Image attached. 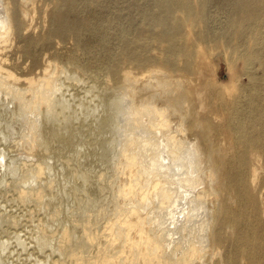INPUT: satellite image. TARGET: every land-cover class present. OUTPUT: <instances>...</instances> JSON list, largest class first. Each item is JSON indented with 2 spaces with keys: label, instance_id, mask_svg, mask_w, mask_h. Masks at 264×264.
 <instances>
[{
  "label": "bare ground",
  "instance_id": "6f19581e",
  "mask_svg": "<svg viewBox=\"0 0 264 264\" xmlns=\"http://www.w3.org/2000/svg\"><path fill=\"white\" fill-rule=\"evenodd\" d=\"M216 1L228 17L219 27ZM123 2L118 56L104 75L85 69L90 87L109 84L114 63L140 71L126 67L115 90L98 89L102 107L84 127L77 120L89 113L78 117L49 65L34 76L10 62L8 48L29 36L34 0H0V264H264V0ZM64 16L52 20L55 35L83 30ZM209 43L241 59L250 79L212 89L213 102ZM18 122L26 127L16 132ZM119 128L128 133L113 164L114 212L80 210L95 182L84 173L78 184V137L89 133L87 155L104 160L112 145L100 133Z\"/></svg>",
  "mask_w": 264,
  "mask_h": 264
},
{
  "label": "rangeland",
  "instance_id": "374dc122",
  "mask_svg": "<svg viewBox=\"0 0 264 264\" xmlns=\"http://www.w3.org/2000/svg\"><path fill=\"white\" fill-rule=\"evenodd\" d=\"M101 1L104 3H102ZM115 5H116V10L114 8ZM124 5H125V2H123V0H34V10L35 11L33 10L34 12L32 13V19H31L32 28L30 29L31 31L29 30L30 32L28 31V35H29L28 38H25L22 42L18 44H16L15 42L14 45L9 47L7 51L9 58H11L10 62L12 61V63L15 62L14 64H18V66L20 67L19 70L25 69L26 71L32 72L31 75L37 76L38 74L42 72V70L45 68L46 65H49V73L51 75L54 74L56 77L54 79L55 84H57L59 87L61 86V89L58 90V92L62 93L64 92L62 90H65V92L67 93L65 95L67 97L69 96L68 98L71 99L70 101L73 105V108L75 110L78 109L77 111H80L77 113L78 115L83 113L82 116H84L85 112H87V114L89 113L90 116L92 115L91 117H89V114H88V117L85 118L87 116V114L85 113L86 115L84 118L86 120L81 118L82 117L81 115L78 116L82 120L79 119L77 121H79V123L82 121V124L83 125L85 124L84 127H89L88 126L89 124L94 123L93 122L95 119L94 115H97L99 113L98 110H100L102 107L101 105L100 106L97 105V102L99 101V97H100L99 93L103 92L107 86H110L111 88L113 87V89L115 90L116 87L119 85L118 81L121 79L120 78L121 77L120 75L122 74L121 72L126 67L127 68H129V66L134 67V71L136 72L140 71L139 68L135 67L134 65H130L127 62H119L118 64L113 62L115 65L119 67L118 74L113 76L114 79L113 77H111L109 84H107L105 81L102 80L101 81L102 83L101 82L96 83L95 86L90 87V85L93 84V82L91 81L92 79L88 77L89 76L87 74L88 71L85 69L86 67L88 70L96 71L93 73L97 75L98 74L104 75L107 72V65H108L107 62L110 60V57L116 55V53L117 55L114 57L118 56L119 54V52L117 51L118 50L117 47L119 45L118 44L119 43V37H118L119 32L118 31L120 27L117 22L118 21L117 15H118V10L121 8V6L123 8ZM212 6L213 7H211V12H210L211 25L212 26L214 25V27L222 26L227 21V18H228L226 16L227 14L225 13V9L223 12L220 7V4L217 3V1ZM133 9H136V8L133 7ZM58 13L65 15L64 18L68 20L70 23L78 21L82 27L84 26L83 30L81 29L82 32L80 31L77 34L74 31L69 30L64 35H61V36L55 35V33L51 31V27H52V20L55 18L56 14ZM125 25H128V23H125ZM50 33L52 34V36L49 37V35H51ZM45 37L47 39H45ZM42 39L45 41V44L41 43ZM212 44L209 43L205 45V48L212 50V51L210 50L211 51L210 55H209V50H208L207 56L209 58L208 60L211 62L210 63V66H211L210 67V73H211L210 77L212 80L211 82H214V83L211 84L209 80L205 84V87L207 88L206 93L208 96V100L210 102H213L214 100L213 90L215 88H223V86H226L230 84L231 82L236 83V84L242 83L245 85L250 83L249 76H247V74H245L243 71L242 60L239 59L236 55L228 53L224 49L223 46H221L222 47L221 49L220 46H214ZM153 45L155 46H153L152 50L153 51L158 50L154 52H156V54H158L159 56H163L162 55L163 53L161 52L162 50L161 46L158 44H153ZM211 46H213V48ZM223 49L224 51L227 52V54L223 51ZM26 52H29L31 56H28ZM159 53H161V55ZM71 56H74V57H71ZM68 58H71V60H69ZM72 58H74L75 60L74 59L72 60ZM73 62H79V64H81V68L77 69L75 67V64H73ZM125 63L127 65H125ZM56 64L59 67H58V70L55 72L54 65ZM76 71H78V73ZM76 75L79 77H76ZM231 76L232 77L234 76L235 78L233 77V79L235 80L232 81ZM214 78L216 80H214ZM68 81L70 83H68ZM217 81L219 83H216ZM63 82H64V85H62ZM65 82L66 84L68 83L67 86ZM219 84L221 87L219 86ZM68 85L70 86L68 87ZM96 85H97V89H96ZM212 85L213 86L215 85V87H212ZM87 93L88 94L90 93V95H87ZM114 93L117 94L116 91ZM92 96L93 98H96V100L93 99ZM72 97H74V99H72ZM75 99H76V103L74 101ZM81 103H84V104H81ZM93 103H96V104L92 105ZM82 105L84 106V108H82L83 107ZM85 108H87L88 110ZM92 108H94L95 110ZM90 111H92L93 113H91ZM89 119H91L92 121L90 122ZM119 119H120L121 124L125 123V120L122 117V115L119 117ZM87 121L88 123H86ZM25 127H26L25 125H21L20 122H18L15 125V131L17 132L18 130L20 131L24 130ZM133 132L134 130H131V133ZM84 133L80 134L77 140L78 146H79L78 149L82 150L81 153L78 154L77 157H75L79 163L78 168H79L80 175L78 176V184L80 185V188L83 189L86 185H83L84 178L82 174L90 173L92 179L95 182V186H93L91 188L92 190L90 189V191L89 190L85 191L84 189L85 192L81 193L82 201L80 204L77 202L76 206L80 210L89 208L90 211H92V214L94 215L99 214V212L101 211H105V212L113 214L114 209H115V203H114L115 199L113 197L114 192L115 190H117L119 184L121 183L120 178L117 176V171L114 170L113 168V164L118 158L117 156L118 148L119 149L122 148V143L126 140L128 132L119 128L118 131L107 129L105 133L104 131L100 133L101 134L100 136L104 140L110 141L112 145V147L110 148L109 157L105 158L104 160L100 159L99 156L97 155L96 156L87 155L86 152L89 149L88 142L90 140V134L85 133L84 135ZM85 136L86 138H84ZM101 146L102 145L100 144H98V146L96 145V149L98 150L97 152H100V153L103 152V149ZM97 147H100V148H97ZM95 160L98 162H96ZM102 173L105 174V178L101 180L100 176ZM67 180H69V175L68 174H66L65 176L62 175L60 183L63 185L67 183ZM101 184L104 186V188H101ZM65 199H64L65 201L63 203V206L68 205V203L72 204L71 202L72 199L70 195L67 194L65 196Z\"/></svg>",
  "mask_w": 264,
  "mask_h": 264
}]
</instances>
